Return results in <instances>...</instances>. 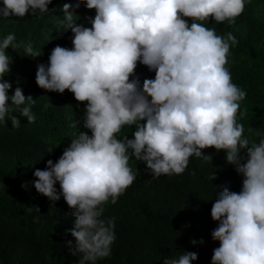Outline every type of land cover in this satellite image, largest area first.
Masks as SVG:
<instances>
[{"label": "clouds", "instance_id": "9594fccd", "mask_svg": "<svg viewBox=\"0 0 264 264\" xmlns=\"http://www.w3.org/2000/svg\"><path fill=\"white\" fill-rule=\"evenodd\" d=\"M249 3L76 0L63 5L61 24L71 30L73 46H55L48 63L37 65L35 82L48 92L68 90L76 101L87 102L82 120L91 135L80 130L56 162L49 159L45 168L41 166L44 170L36 169L29 193L52 202L63 197L61 206L68 205L76 218L68 230L74 244L68 245L72 255L83 254L79 264H96L111 256L116 223L114 217L104 218V205L115 204L136 180L130 158L144 162L156 178L181 175L191 157L212 158L202 151L209 147L224 150L226 162L243 176L239 193L226 184L218 186L222 190L216 193L210 215L218 222L211 238L219 247L211 264H264V131L254 133L258 142L250 140L238 121L247 93L233 83L227 67L237 38L206 27L210 20L235 24ZM51 4L52 0H2L0 18L43 15ZM82 5L95 10L94 17H87L91 27L76 23L75 10ZM9 48H22L24 56L39 55L31 42H17L14 34L0 40V122L17 111L34 123V99L20 87L9 95L12 85L4 79L12 63ZM138 63L154 70V78L141 84L135 72ZM11 122L20 126L17 116L12 115ZM133 125L132 138H118ZM209 179H216V172ZM29 183L30 176L19 186L26 191ZM197 259V252L184 251L178 258L164 257L163 264H192Z\"/></svg>", "mask_w": 264, "mask_h": 264}, {"label": "trees", "instance_id": "16d2710c", "mask_svg": "<svg viewBox=\"0 0 264 264\" xmlns=\"http://www.w3.org/2000/svg\"><path fill=\"white\" fill-rule=\"evenodd\" d=\"M75 2L52 0L50 11L43 15L0 18V40L14 34L17 42H31L39 53L32 57L24 56L22 48L6 49L12 58L10 72L4 77L12 85L9 95L20 87L26 97L31 96L36 119L29 123L13 111L0 122V264H79L83 255H72L69 250L68 241L74 244V238L68 230L74 227L76 218L68 205L61 206L63 197L52 202L42 194L29 193L36 169L44 170L49 159L56 162L80 130L91 135L82 120L87 102L76 101L68 90L63 94L48 92L35 82L37 65L48 63L55 46H73V34L62 27L61 21L65 17L63 5ZM75 11L79 15L76 23L91 27L87 17H94L95 10L82 5ZM206 27L221 36L231 32L238 40L230 48L227 67L233 83L247 93L238 121L244 125V135L258 142L254 133L264 131V0H251L233 25L210 20ZM135 72L141 84L155 76L154 70L140 63ZM12 115L20 119L18 128L12 126ZM134 131L135 125L126 126L117 135L120 139L124 135L132 138ZM202 151L212 158L205 161L191 157L183 174L159 178L150 174L144 162L130 158L136 180L115 204L104 205V218H115L117 238L111 256L96 264H163L164 257L178 258L184 251L198 253L192 264H211L214 249L219 247V241L211 238L218 222L210 215L216 193L222 190L218 186L226 184L230 191L239 193L243 176L226 162L224 150L217 152L209 147ZM241 155L246 162V149ZM213 172L216 179L212 181L209 176ZM28 176L30 183L23 191L19 185ZM56 187L59 191V183ZM201 238L203 245L190 243Z\"/></svg>", "mask_w": 264, "mask_h": 264}]
</instances>
